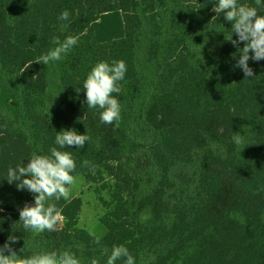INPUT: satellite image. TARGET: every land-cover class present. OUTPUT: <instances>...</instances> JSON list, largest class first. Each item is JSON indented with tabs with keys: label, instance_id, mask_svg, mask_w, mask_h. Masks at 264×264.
<instances>
[{
	"label": "trees",
	"instance_id": "16d2710c",
	"mask_svg": "<svg viewBox=\"0 0 264 264\" xmlns=\"http://www.w3.org/2000/svg\"><path fill=\"white\" fill-rule=\"evenodd\" d=\"M215 2L0 0V177L22 160L26 166L34 151L49 154L57 132L75 128L91 136L83 149H65L75 175L90 184L111 179L97 245L79 225L81 197L53 201L61 210L57 230L37 235L19 222L34 196L0 178V246L14 234L21 255L71 248L83 264H106L100 248L113 245L126 246L136 264H264V60H249L254 77L233 67L240 54L225 39L231 22L212 10ZM65 9L70 17L62 21ZM68 35L79 41L61 60L36 62L55 46L53 37ZM141 49L157 65L141 109L146 140L130 137L125 108L145 87ZM101 60L127 65L121 93L113 94L118 127L86 105L82 84ZM52 75L57 96L48 93Z\"/></svg>",
	"mask_w": 264,
	"mask_h": 264
},
{
	"label": "clouds",
	"instance_id": "9594fccd",
	"mask_svg": "<svg viewBox=\"0 0 264 264\" xmlns=\"http://www.w3.org/2000/svg\"><path fill=\"white\" fill-rule=\"evenodd\" d=\"M212 10L217 15L223 13L224 19L231 22L232 35L225 39L236 46L240 54L233 67H239L247 78L254 77L249 60H264V14H261L264 0H254L253 4L240 3L239 0H217ZM69 17L70 12L65 9L58 19L67 21ZM66 27L67 24H62L61 30ZM233 34L237 38L234 39ZM78 41L79 37L74 35H68L63 41L59 37H53L52 44L55 46L38 57L36 62L48 65L50 62L59 61ZM242 42L244 46L241 48L239 45ZM235 55L233 54L234 57ZM126 72L127 65L124 60H113L110 63L101 60L92 67L83 81L86 105L89 109L101 110V123L111 125L115 122L119 126L121 104L113 94L121 93L120 82L124 80ZM233 139L236 145L242 143L239 135ZM89 141L91 136L88 132L79 133L75 128L63 129L55 135V146L49 149V154H38L34 151L26 166L22 160L16 166L9 167L6 174L0 177L6 178L9 184L15 182L18 190H27L34 196V203H25L19 209V222L25 232L39 235L57 230L61 210L53 201L69 200L77 181L76 161L73 154L65 149H83ZM88 165L89 161L85 160L83 166ZM19 240L20 237L10 234L7 241L0 246V264H83L81 257L71 248L21 255L25 247L19 253L13 247ZM94 242L101 244L99 237H94ZM26 243L27 241L25 245ZM100 252L107 257L106 264H116L117 261H122V264H136L135 257L124 245H113L111 249L101 246ZM90 264H98L97 259L93 258Z\"/></svg>",
	"mask_w": 264,
	"mask_h": 264
},
{
	"label": "rangeland",
	"instance_id": "374dc122",
	"mask_svg": "<svg viewBox=\"0 0 264 264\" xmlns=\"http://www.w3.org/2000/svg\"><path fill=\"white\" fill-rule=\"evenodd\" d=\"M207 38H211V35H207ZM138 65L140 71L145 79L144 90L138 100L132 106L125 105L128 113V124L131 138L137 137L140 140H146L148 138L149 130L142 120V108L149 99L150 93L153 88V82L156 78L157 65L147 64L144 60V53L142 49L138 53ZM6 81V76L0 77V82ZM48 93L52 96H57L60 93L58 76L52 75L48 87ZM246 134H243L241 138H244ZM140 160L135 159L134 162L138 163ZM111 179L105 178L104 181L88 183L83 177L77 176L76 184L72 188L73 197H81L83 200V211L80 218L79 225L81 228L88 229L97 237H101L104 234V228L100 223V218L104 215L103 201L109 200L110 196ZM61 221V219H60Z\"/></svg>",
	"mask_w": 264,
	"mask_h": 264
}]
</instances>
